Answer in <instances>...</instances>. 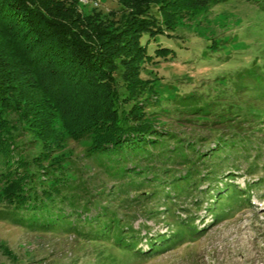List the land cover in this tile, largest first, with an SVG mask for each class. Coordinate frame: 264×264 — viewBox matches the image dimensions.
<instances>
[{
  "label": "trees",
  "instance_id": "16d2710c",
  "mask_svg": "<svg viewBox=\"0 0 264 264\" xmlns=\"http://www.w3.org/2000/svg\"><path fill=\"white\" fill-rule=\"evenodd\" d=\"M116 1L120 16L102 20L80 13L72 1L0 0V202L7 208L0 209V216L32 231L73 233L150 257L173 249L187 233H201L196 217L177 213L171 231L148 237L143 250L138 231L116 210L141 209L143 198L155 200L164 186H171L175 197L164 191V207L166 214H175L179 195L211 180H203L200 170L211 153L199 152L193 142L157 126L146 114L145 103L157 92L140 76L141 69L153 61L150 43L172 29L177 16L226 0ZM153 52L174 55L162 45ZM186 99L192 114L202 110L199 97ZM230 127L239 128L234 122ZM20 129L30 134L29 143L39 144L37 154L22 155ZM84 139L89 142L78 156L53 155L65 143ZM167 165L184 172L176 175ZM108 182L112 185L106 190ZM243 190L234 182L213 190L208 211L216 221L226 215L222 205L248 204ZM129 193L136 195L129 198ZM102 194L118 205L100 207V201L99 214L83 231L74 222L81 221L76 214L89 210Z\"/></svg>",
  "mask_w": 264,
  "mask_h": 264
},
{
  "label": "rangeland",
  "instance_id": "374dc122",
  "mask_svg": "<svg viewBox=\"0 0 264 264\" xmlns=\"http://www.w3.org/2000/svg\"><path fill=\"white\" fill-rule=\"evenodd\" d=\"M69 1L80 13L102 20L117 18L122 11L116 0ZM159 45L172 49L174 55H155ZM149 53L153 61L144 64L140 76L151 81L157 94L149 97L144 110L157 126L193 142L199 152L211 153L200 167L203 180L207 176L211 180L190 192L192 196L179 195L175 214L165 212L164 191L172 199L175 194L171 186H164L157 199L143 198L141 209H118L116 216L138 231V246L143 250L148 237L171 231L177 213L182 218L194 215L201 233H187L173 249L143 257L88 241L82 235L32 231L0 216V264H264V0H226L177 16L173 28L164 29L150 43ZM190 94L199 97L203 107L196 114L185 105ZM214 119L219 123H211ZM233 122L238 129L230 127ZM18 132L22 155L37 154L39 144L29 143L31 136L23 129ZM219 138L224 139V147ZM88 142L70 141L53 155L78 156ZM2 162L0 156V173ZM168 169L176 175L184 172L178 165ZM232 182L244 189L248 204L222 205L226 215L216 221L208 211L214 202L213 190ZM3 185L0 182V192ZM111 185L108 182L106 190ZM135 195L129 193L128 197ZM111 199L105 194L96 196L89 210L76 214L81 221H71L87 231L99 206L118 205ZM0 209L7 208L0 202Z\"/></svg>",
  "mask_w": 264,
  "mask_h": 264
}]
</instances>
